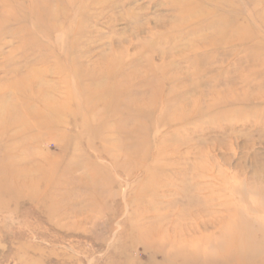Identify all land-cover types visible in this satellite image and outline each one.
<instances>
[{
	"label": "rangeland",
	"instance_id": "obj_1",
	"mask_svg": "<svg viewBox=\"0 0 264 264\" xmlns=\"http://www.w3.org/2000/svg\"><path fill=\"white\" fill-rule=\"evenodd\" d=\"M0 264H264V0H0Z\"/></svg>",
	"mask_w": 264,
	"mask_h": 264
},
{
	"label": "bare ground",
	"instance_id": "obj_2",
	"mask_svg": "<svg viewBox=\"0 0 264 264\" xmlns=\"http://www.w3.org/2000/svg\"><path fill=\"white\" fill-rule=\"evenodd\" d=\"M198 10H199V9H198ZM17 86H19V85H17ZM44 95H46V94H44ZM44 95H42V96H44ZM42 96H41V97H42ZM18 102H19V101H18ZM29 104H30V103H29ZM12 107H13V106H12ZM10 108H11V107H10Z\"/></svg>",
	"mask_w": 264,
	"mask_h": 264
}]
</instances>
